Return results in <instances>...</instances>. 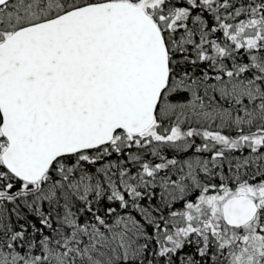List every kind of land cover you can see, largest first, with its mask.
Listing matches in <instances>:
<instances>
[{"label": "snow or ice", "instance_id": "1", "mask_svg": "<svg viewBox=\"0 0 264 264\" xmlns=\"http://www.w3.org/2000/svg\"><path fill=\"white\" fill-rule=\"evenodd\" d=\"M0 264H264V0H0Z\"/></svg>", "mask_w": 264, "mask_h": 264}]
</instances>
